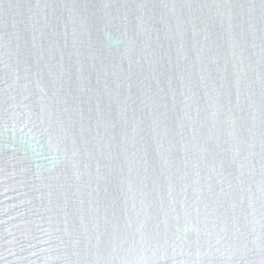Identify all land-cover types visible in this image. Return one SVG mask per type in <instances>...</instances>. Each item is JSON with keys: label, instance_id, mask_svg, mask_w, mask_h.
<instances>
[{"label": "water", "instance_id": "obj_1", "mask_svg": "<svg viewBox=\"0 0 264 264\" xmlns=\"http://www.w3.org/2000/svg\"><path fill=\"white\" fill-rule=\"evenodd\" d=\"M0 264H264V0H0Z\"/></svg>", "mask_w": 264, "mask_h": 264}]
</instances>
